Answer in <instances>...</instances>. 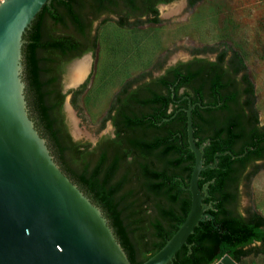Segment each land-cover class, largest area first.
<instances>
[{
	"label": "trees",
	"instance_id": "trees-1",
	"mask_svg": "<svg viewBox=\"0 0 264 264\" xmlns=\"http://www.w3.org/2000/svg\"><path fill=\"white\" fill-rule=\"evenodd\" d=\"M148 0H145L147 2ZM171 1V0H163ZM198 0H188L192 6ZM105 0H50L23 34L22 80L29 117L61 171L98 206L132 264L156 253L184 221L191 205L189 179L194 154L188 147L185 108L189 101L196 145L205 144L200 188L208 182V217L199 221L167 264H213L228 254L264 248V215L239 209L247 187L264 162V124L254 107V88L237 51L206 46L213 61L193 57L153 76L140 73L115 95L102 124L113 135L95 146L75 141L64 122L60 79L74 57L96 48L89 18ZM154 10V18H159ZM103 19L100 24L104 23ZM145 20L133 22L140 23ZM131 24L118 21V25ZM86 80L72 90L74 102ZM225 151H230L233 157Z\"/></svg>",
	"mask_w": 264,
	"mask_h": 264
},
{
	"label": "water",
	"instance_id": "water-1",
	"mask_svg": "<svg viewBox=\"0 0 264 264\" xmlns=\"http://www.w3.org/2000/svg\"><path fill=\"white\" fill-rule=\"evenodd\" d=\"M49 2H0V264H132L101 209L61 171L28 114L22 80V37ZM174 63L172 60L167 65ZM87 76L74 85H68L66 78L63 92L75 89ZM193 107L189 101L184 109L188 147L194 154L188 187L190 209L165 244L139 264L170 262L198 222L208 217V206L203 202L208 196V182L200 188L198 179L201 170L215 166L218 153L212 163L204 164L206 143L196 145ZM213 264L238 263L225 254Z\"/></svg>",
	"mask_w": 264,
	"mask_h": 264
},
{
	"label": "rangeland",
	"instance_id": "rangeland-1",
	"mask_svg": "<svg viewBox=\"0 0 264 264\" xmlns=\"http://www.w3.org/2000/svg\"><path fill=\"white\" fill-rule=\"evenodd\" d=\"M182 1L178 13L165 15L167 5ZM158 13L157 22L120 26L110 17L97 26L95 51L88 53L86 86L74 102L66 91L62 104L72 139L93 143L101 135L112 134L108 120L103 124L102 120L123 83L140 73L158 76L172 60L185 61L193 49L206 46L242 56L254 88L258 121L264 124V0H198L192 6L173 0L161 5ZM72 63L65 65L61 75L62 90ZM258 163L261 169L247 187H240L239 209L264 215V162ZM258 246L252 245V252L237 263L264 264V248Z\"/></svg>",
	"mask_w": 264,
	"mask_h": 264
},
{
	"label": "flooded vegetation",
	"instance_id": "flooded-vegetation-1",
	"mask_svg": "<svg viewBox=\"0 0 264 264\" xmlns=\"http://www.w3.org/2000/svg\"><path fill=\"white\" fill-rule=\"evenodd\" d=\"M172 1L173 0L168 1V2L163 1V0H148L147 2H145V0H105V2H104L105 7H103L101 10L95 9L93 14H91L89 16V18L92 19V21H91V28H92L91 34L92 35L95 34L97 26L100 25V22L105 18H107V19L110 17L113 18L114 21L116 22V24H118V21H126V22H132L133 23V22H138L141 20H148V19L154 18V10L157 11L156 16L158 17L159 7L161 5L168 4ZM184 1L188 4V0H184ZM84 53L93 54V52L91 50L86 51ZM209 53L213 54V58L208 57ZM77 57H79V56H77ZM193 57L204 58V59H208L210 61H213L216 58V53L204 52V51H200L198 53H193L191 51V55H189L185 61H188V60L192 59ZM185 61H183V62H185ZM174 64H172V65H174ZM168 66H171V65H166L163 68V72ZM60 85H61V83H60ZM72 90H74V89H71L68 91L69 93H71L70 97H72ZM61 92L63 94H65L62 89H61ZM63 118H64V116H63ZM108 121H110L111 126H112V134H110V136H111V135H113L114 126H113L111 120H108ZM64 122H65V120H64ZM65 125H66V123H65ZM69 135H70V133H69ZM102 136H105V135L99 136L95 140V143L89 142L91 147L95 146L96 143L98 142V140L100 139V137H102ZM255 162L258 163V162H261V160H256Z\"/></svg>",
	"mask_w": 264,
	"mask_h": 264
},
{
	"label": "bare ground",
	"instance_id": "bare-ground-1",
	"mask_svg": "<svg viewBox=\"0 0 264 264\" xmlns=\"http://www.w3.org/2000/svg\"><path fill=\"white\" fill-rule=\"evenodd\" d=\"M183 6L182 2H175L166 6L167 12L165 15H174L178 13ZM90 59L91 57L87 54L86 56H82L76 59L69 67L68 77H67V84L74 85L77 82H80L83 78H85L90 69ZM78 132V131H77ZM76 135H81L80 132Z\"/></svg>",
	"mask_w": 264,
	"mask_h": 264
},
{
	"label": "built area",
	"instance_id": "built-area-1",
	"mask_svg": "<svg viewBox=\"0 0 264 264\" xmlns=\"http://www.w3.org/2000/svg\"><path fill=\"white\" fill-rule=\"evenodd\" d=\"M3 0H0V2H2Z\"/></svg>",
	"mask_w": 264,
	"mask_h": 264
}]
</instances>
